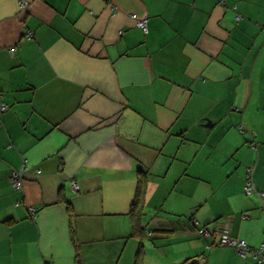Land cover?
<instances>
[{
  "label": "crops",
  "instance_id": "0c3cea01",
  "mask_svg": "<svg viewBox=\"0 0 264 264\" xmlns=\"http://www.w3.org/2000/svg\"><path fill=\"white\" fill-rule=\"evenodd\" d=\"M20 1L0 0V264H254L194 223L263 241L242 187L253 166L264 194V0Z\"/></svg>",
  "mask_w": 264,
  "mask_h": 264
},
{
  "label": "built area",
  "instance_id": "2783aa9c",
  "mask_svg": "<svg viewBox=\"0 0 264 264\" xmlns=\"http://www.w3.org/2000/svg\"><path fill=\"white\" fill-rule=\"evenodd\" d=\"M219 4H223L225 0H217ZM19 8L21 11H25L27 9L26 1L21 0L19 2ZM131 19L135 21L136 26L144 33H147V23L146 19H139L136 15H131ZM27 40L32 38V35L29 33L25 35ZM14 49L10 50V53L13 52ZM2 94L0 93V113L7 111L8 107L1 102ZM239 131L241 133H245V130L242 126H239ZM252 149L254 145L251 144L250 146ZM27 169L25 166H22L20 169L12 172L10 177V182L12 184V188L15 191H21L23 188V179L24 174L26 173ZM71 187L74 190H78V186L71 182ZM242 190L246 196H255L259 200L264 198V194L258 192L254 186V167L250 166L245 169V176H244V184ZM29 216L31 219L35 218V210L30 208L28 210ZM195 234L205 240L209 241V247H229L233 248L238 256L241 258H245L248 255L252 256L255 260V264H262L263 261V253H264V241L260 245V247L256 249H251L247 246V244L235 238L230 237V225L224 224L222 227H215V226H207V227H200L195 224ZM264 235V230H263Z\"/></svg>",
  "mask_w": 264,
  "mask_h": 264
},
{
  "label": "trees",
  "instance_id": "16d2710c",
  "mask_svg": "<svg viewBox=\"0 0 264 264\" xmlns=\"http://www.w3.org/2000/svg\"><path fill=\"white\" fill-rule=\"evenodd\" d=\"M244 176H245V174H244ZM142 178L140 177V179H138V182H137V187H138V193H139V191H140V189H141V186H142ZM244 184V183H243ZM243 191V190H242ZM244 193V192H243ZM245 195V194H244ZM246 196V195H245ZM136 203H137V200H136V202H135V204H134V206L136 205ZM208 225H206V226H203V227H207ZM134 232L136 233L137 231H136V229H135V227H134ZM264 236V235H263ZM200 238V237H199ZM263 241H264V237H263ZM262 241V242H263ZM262 244V243H261ZM260 244V245H261ZM260 245L258 246V247H260ZM248 246V245H247ZM217 247V246H216ZM249 247V246H248ZM257 247V248H258ZM222 248H229V247H222ZM250 248V247H249ZM231 249H233V248H231ZM251 249H256V248H251ZM234 250V249H233ZM235 251V250H234ZM240 257V256H239ZM251 258H252V256H250ZM253 259V258H252ZM253 261H254V264H255V260L253 259ZM263 262H264V253H263V261H262V264H263Z\"/></svg>",
  "mask_w": 264,
  "mask_h": 264
}]
</instances>
